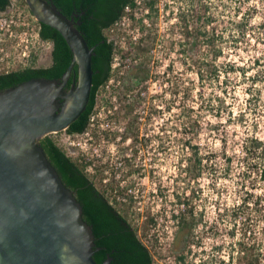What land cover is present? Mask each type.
Masks as SVG:
<instances>
[{"label": "rangeland", "instance_id": "obj_1", "mask_svg": "<svg viewBox=\"0 0 264 264\" xmlns=\"http://www.w3.org/2000/svg\"><path fill=\"white\" fill-rule=\"evenodd\" d=\"M144 1L135 0L125 18L106 29L116 49L87 125L101 153L91 178L137 227L153 264H183L174 214L183 215L188 201L204 204L208 220L217 218L220 204L239 205V220L252 223L254 251L264 264V155L253 140L264 139V0H202V15L210 17L205 28L222 48L216 58L203 34L197 49L189 48L179 12L190 16V0H156L157 9ZM19 9L28 11L25 0ZM2 31V64L50 63V43L27 33L5 40ZM139 62L134 77L131 69ZM211 63L217 74L207 70ZM122 104L132 110L124 114ZM51 134L84 167L75 156L80 147L69 151L62 133Z\"/></svg>", "mask_w": 264, "mask_h": 264}, {"label": "water", "instance_id": "obj_2", "mask_svg": "<svg viewBox=\"0 0 264 264\" xmlns=\"http://www.w3.org/2000/svg\"><path fill=\"white\" fill-rule=\"evenodd\" d=\"M25 1L62 34L73 55L60 77H31L0 90V264H109L110 257L101 263L93 257L82 205L38 142L85 109L93 46L51 1ZM75 63L77 80L63 88Z\"/></svg>", "mask_w": 264, "mask_h": 264}, {"label": "trees", "instance_id": "obj_3", "mask_svg": "<svg viewBox=\"0 0 264 264\" xmlns=\"http://www.w3.org/2000/svg\"><path fill=\"white\" fill-rule=\"evenodd\" d=\"M10 0H0V10H4ZM67 16H72L75 25L83 34L89 46H93L91 56L92 85L89 100L85 109L66 128L67 133L83 131L90 119L97 101L98 90L109 78L112 71V61L116 43L110 38L106 29L120 19L125 7L132 8L135 0H49ZM156 0H145L149 8H155ZM202 0H190V16L182 10L179 19L184 23V34L189 41V48L197 49L199 37L205 35L213 58L222 53V48L214 46V34L206 30L209 16L202 15L204 11ZM157 9V8H155ZM204 19L201 22V17ZM200 21V22H199ZM202 27V29H201ZM39 35L51 43V61L47 65H26L7 72H0V90L15 85L31 77L54 78L60 77L72 58V50L62 34L53 26L39 21ZM102 39V40H101ZM101 40V41H100ZM141 63L131 69L134 77L138 76ZM207 68V66H205ZM216 64L211 63L207 68L217 74ZM204 66L199 65L196 73L203 76ZM77 80V64L66 82L67 88L72 81ZM124 114L132 110V105L122 104ZM254 146L262 148L264 155V139H253ZM45 155L57 170L63 183L74 193L82 205V217L93 231V257L101 263L110 257L109 264H153V257L146 243L139 237L137 227L109 199L105 189L101 188L84 170L83 165L72 158L58 143L51 133L41 136L38 140ZM197 164L200 157L196 158ZM196 163V162H195ZM260 176L264 178V166L260 168ZM184 201H181L183 203ZM186 202V201H185ZM189 202V201H188ZM186 202V203H188ZM184 211V208H182ZM179 221L180 229L175 233L176 238L184 237L183 215L174 214Z\"/></svg>", "mask_w": 264, "mask_h": 264}, {"label": "flooded vegetation", "instance_id": "obj_4", "mask_svg": "<svg viewBox=\"0 0 264 264\" xmlns=\"http://www.w3.org/2000/svg\"><path fill=\"white\" fill-rule=\"evenodd\" d=\"M12 69L16 68L0 69V72ZM239 207L234 204H220L217 206L219 210L217 218L208 220L205 217L204 204L186 203L183 212V251L178 254L179 261H183V264H192L189 263L192 257L199 256L196 264H260L259 256L254 251L252 223H246L245 217L240 222ZM179 229L180 224L176 232ZM206 237L209 238L210 244H207ZM246 238L249 241L246 242Z\"/></svg>", "mask_w": 264, "mask_h": 264}, {"label": "built area", "instance_id": "obj_5", "mask_svg": "<svg viewBox=\"0 0 264 264\" xmlns=\"http://www.w3.org/2000/svg\"><path fill=\"white\" fill-rule=\"evenodd\" d=\"M19 2L20 0H10L7 7L4 10H0V29H3L2 33L6 35L4 39L11 40V37L22 33H27L30 35V38L35 42L44 44L46 41L42 39L39 35V20L35 17L29 7L26 13H24L22 9H19ZM128 9H130L129 5L125 7V10ZM121 17L125 18V14L123 13ZM26 46H28V43L25 44V47ZM3 48L4 46L0 45V51H2ZM26 55H28V53ZM114 57L115 55L113 56V58ZM3 58V56H0V69H3L4 67H7L6 69H8V59H6L7 63L6 65H4L1 63L3 61ZM93 112L90 116V119H93ZM58 132L63 134L62 137H60V139L62 140V146L66 147L67 149H70L69 151H73L71 149V147L73 146L78 145V147H80V150H77L79 151L80 156L78 155V152L75 154V156H77L80 160L83 159V161L86 163L83 168L86 172L87 170L90 171V176L94 174L96 171V163L94 157L101 155V153L98 151L99 148L96 146V142L93 138V133L87 129V126L81 132L67 133L65 129H62L51 133Z\"/></svg>", "mask_w": 264, "mask_h": 264}]
</instances>
